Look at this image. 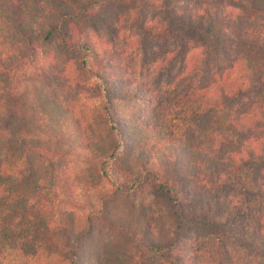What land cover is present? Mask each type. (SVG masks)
<instances>
[{
  "label": "trees",
  "instance_id": "16d2710c",
  "mask_svg": "<svg viewBox=\"0 0 264 264\" xmlns=\"http://www.w3.org/2000/svg\"><path fill=\"white\" fill-rule=\"evenodd\" d=\"M192 1L201 21L169 11L144 23L143 0H0V264H232L204 250L205 235L264 264V0ZM211 3L244 24L229 30ZM94 18L107 34L126 24L194 44L204 69L152 84L111 76L115 64H95L103 35L84 28ZM52 49L76 54L93 107L50 78L63 72L46 64ZM62 176L75 179L67 191ZM144 194L164 208L160 229L144 210L121 219L119 200L130 210Z\"/></svg>",
  "mask_w": 264,
  "mask_h": 264
},
{
  "label": "rangeland",
  "instance_id": "374dc122",
  "mask_svg": "<svg viewBox=\"0 0 264 264\" xmlns=\"http://www.w3.org/2000/svg\"><path fill=\"white\" fill-rule=\"evenodd\" d=\"M10 1L16 3L20 2V0ZM24 1L27 2L28 0ZM240 1L247 3L249 0ZM143 2L145 3L141 5L140 18L144 21V23L152 21L160 22L164 17L168 16L167 13L169 11L178 15L189 14L191 16H197L196 20L198 21L203 19L205 13V7H199V5L194 4L191 0H143ZM208 8H210V15L215 17L218 22L222 19L225 20V25L229 28V30L231 28L234 29L233 31H238L239 28H241V24H244L245 20L241 11L228 9L222 13V5L212 3L208 5ZM123 11L124 9L121 7L116 9V12L119 13ZM220 13L223 15L221 19L219 18L221 15ZM107 18L112 20V14H108ZM262 18L264 19V16ZM90 22L86 23L84 28L86 30H92V28H95L103 35L101 40L94 38L96 40L95 42L99 43L100 47L96 48L99 55L95 56V64H97V61L101 60L103 65L108 63H113V65L115 64L113 67L117 72L114 74H112V71L111 73L107 72V74H110L111 76L152 84V81L169 82L176 76L181 74L184 75L190 66L197 65L198 70L204 69L203 56L194 44L183 43L179 45L172 41L139 39L136 35L137 28H132L133 25L128 26L126 24L111 30H117L118 38H116L114 36L116 35L115 32L110 31L108 34L105 33L106 30L100 25V21L97 18H94ZM260 23L261 19L256 18L254 20L253 27L257 28ZM108 40L110 44L105 45ZM103 51L105 54H102ZM50 54L52 55L49 59H47L46 64H49L51 59L57 60L59 64L58 67L63 69L61 74L56 72V74H52L50 78H55V82L57 84L64 83L71 96L75 97L76 94H78L77 97L80 101H84L90 107H93L96 104L94 97L96 87L93 84V81L87 80L85 75L82 73V70H80L76 61V54L70 51L55 52L53 49ZM193 57L195 58L192 60ZM63 64L64 67H62ZM98 67L102 69V65H99ZM140 67L142 68L141 71L139 70ZM109 69L111 68H107V70ZM131 164L132 163L130 162V165ZM131 167H133V164ZM243 172L245 175L250 173L249 170L244 169ZM85 182L89 183V185L92 184L90 185L92 187H95L97 183L96 180L90 179L89 176H86ZM73 183H75V179L72 180V178H66L64 176H62V179L59 180V185L63 191H67ZM182 186L183 185L181 183L178 184L175 192L182 210L187 213L191 204L188 200H185L181 194ZM92 190L95 191L93 188ZM130 201L132 203V208L130 210H128L127 205H125L124 199H121L118 202V209L122 217L121 219H126V223H128L127 220L131 219L138 220L139 215L143 213L141 210H144V213L147 214L149 218L151 217L150 220H157L156 222L159 221L157 223V229L166 225V217L163 212L164 208L158 200L154 199V197L144 194L142 198L131 199ZM145 203L149 205L146 206V210L144 205ZM257 203H260V201ZM198 214L205 216V218L210 221L214 220L212 216L213 213H210V211L208 212L206 209L202 210ZM67 215L68 214L65 212L63 217L66 218ZM96 229L97 230L94 233L95 239L101 233L102 227ZM189 233L190 231L184 235H187L188 237L190 236ZM199 244L204 245V250H208L210 256L217 258L216 262H220L219 259L225 260L222 256L227 253L228 256L226 257H229L232 260V264H253V257L248 252H244L243 256H239V252H243L242 249L223 245L224 243L216 242L206 235L200 240ZM151 264L158 263L151 262Z\"/></svg>",
  "mask_w": 264,
  "mask_h": 264
}]
</instances>
